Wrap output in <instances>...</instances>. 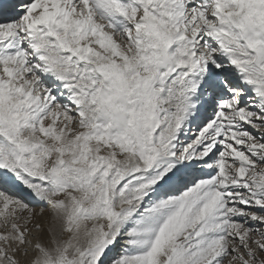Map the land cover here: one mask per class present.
<instances>
[{
    "label": "snow or ice",
    "instance_id": "1",
    "mask_svg": "<svg viewBox=\"0 0 264 264\" xmlns=\"http://www.w3.org/2000/svg\"><path fill=\"white\" fill-rule=\"evenodd\" d=\"M0 264H264V0H0Z\"/></svg>",
    "mask_w": 264,
    "mask_h": 264
}]
</instances>
